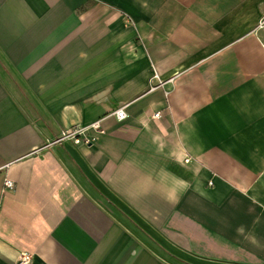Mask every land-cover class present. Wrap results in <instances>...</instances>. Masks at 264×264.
Instances as JSON below:
<instances>
[{"label":"crops","instance_id":"obj_1","mask_svg":"<svg viewBox=\"0 0 264 264\" xmlns=\"http://www.w3.org/2000/svg\"><path fill=\"white\" fill-rule=\"evenodd\" d=\"M20 252L264 264V0H0V264Z\"/></svg>","mask_w":264,"mask_h":264},{"label":"built area","instance_id":"obj_2","mask_svg":"<svg viewBox=\"0 0 264 264\" xmlns=\"http://www.w3.org/2000/svg\"><path fill=\"white\" fill-rule=\"evenodd\" d=\"M114 115L116 116L118 120L125 118L126 113H125L124 108L116 109L114 111ZM153 116L157 118L159 117V113H155ZM62 140H71L75 144H80V143L87 144L88 142L91 141L89 138H87L84 135L83 128H79V127H71L65 130L64 132H62L59 138L57 139V141H62ZM4 187L8 189H12L14 187V184L12 181L6 179L4 181ZM31 262H32L31 254L26 253V252H20L18 254L15 264H31Z\"/></svg>","mask_w":264,"mask_h":264}]
</instances>
